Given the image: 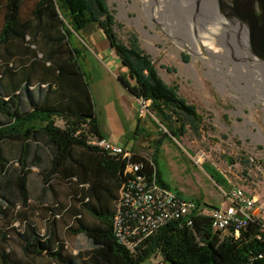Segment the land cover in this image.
Instances as JSON below:
<instances>
[{
	"label": "trees",
	"instance_id": "trees-1",
	"mask_svg": "<svg viewBox=\"0 0 264 264\" xmlns=\"http://www.w3.org/2000/svg\"><path fill=\"white\" fill-rule=\"evenodd\" d=\"M23 3L0 0V215L13 211L16 197L24 206L29 203V174L37 167L46 185L58 181L76 186L69 210L75 224L69 231L84 235L92 245L81 264H141L157 254L161 264H264V228L259 221H250L239 235L234 229L214 232L206 213L192 216L191 226L184 220L166 224L135 253L119 243L114 232L117 203L132 176L125 173L127 159L90 143L103 136L72 32L91 25L103 31L126 68L117 79L136 100L150 102L149 112L164 136L179 141L189 132L201 136L204 116L177 85L160 77L136 34H129L128 42L119 38L108 0H36L32 19L22 17ZM161 146L162 140H156L153 160L133 150L131 161L144 165L139 174L170 188L156 158ZM84 213L95 224H88ZM52 216L59 217L54 212ZM24 221L17 234L25 255L47 256L53 264H80L65 254L54 229L45 236L34 223ZM0 261L20 264L9 253H0Z\"/></svg>",
	"mask_w": 264,
	"mask_h": 264
},
{
	"label": "rangeland",
	"instance_id": "rangeland-1",
	"mask_svg": "<svg viewBox=\"0 0 264 264\" xmlns=\"http://www.w3.org/2000/svg\"><path fill=\"white\" fill-rule=\"evenodd\" d=\"M35 2L24 0L23 18H33ZM167 2L166 7H161L156 0H108L119 38L128 42L129 34L138 36L160 77L169 85H177L180 94L203 114L205 129L201 136L189 132L179 141L164 136L165 130L159 129L148 114L143 120L146 133L139 137L134 150L153 160L155 141L161 139L156 155L159 169L170 189L184 199L202 201L208 208L222 207L223 193L237 186L264 201V96L256 81L257 72L216 37L210 44L198 41L192 0ZM3 17L0 12V27ZM98 29L91 25L72 32L71 43L81 49L80 62L89 77L103 125L114 116L126 130L134 131L137 117L122 97L127 89L117 79L120 71L97 61L105 58L99 50L103 39L95 35ZM123 141L129 143V137ZM132 146L130 143L129 149ZM210 174L221 182L217 184ZM75 187L58 181L46 185L39 171L31 169L29 203L24 206L16 197L13 211L8 216L0 215V253H9L20 264H53L47 256H27L23 252L17 232L23 231L27 219L45 236L54 229L65 254L80 264L84 262L92 245L84 235L69 231L75 224L69 213ZM53 212L59 217L54 219ZM83 218L88 224H95L88 213ZM161 263L162 257L157 254L141 264Z\"/></svg>",
	"mask_w": 264,
	"mask_h": 264
},
{
	"label": "built area",
	"instance_id": "built-area-1",
	"mask_svg": "<svg viewBox=\"0 0 264 264\" xmlns=\"http://www.w3.org/2000/svg\"><path fill=\"white\" fill-rule=\"evenodd\" d=\"M149 104V101L137 99L139 117L150 114ZM90 143L112 156H122L128 160L125 173L132 178L120 190L114 232L119 243L132 253L137 252L166 224L184 220L191 226L192 216L197 214L210 216L214 232L234 229L235 234L239 235L250 221H259L264 228V201L241 187L233 186L228 193H223L225 202L222 207L202 208L197 200L184 199L155 179L148 180L145 174H139L144 165L131 161L133 149L104 137L91 138Z\"/></svg>",
	"mask_w": 264,
	"mask_h": 264
},
{
	"label": "water",
	"instance_id": "water-1",
	"mask_svg": "<svg viewBox=\"0 0 264 264\" xmlns=\"http://www.w3.org/2000/svg\"><path fill=\"white\" fill-rule=\"evenodd\" d=\"M156 1L166 7L167 1L179 0ZM191 5L192 21L199 28L198 41L210 44L216 37L228 44L233 49L230 53L244 58L256 70L264 96V0H192Z\"/></svg>",
	"mask_w": 264,
	"mask_h": 264
},
{
	"label": "crops",
	"instance_id": "crops-1",
	"mask_svg": "<svg viewBox=\"0 0 264 264\" xmlns=\"http://www.w3.org/2000/svg\"><path fill=\"white\" fill-rule=\"evenodd\" d=\"M95 35H98L99 40L102 41V39H103V41L100 42L99 50L105 56V58H97V61L102 62L107 67L116 68L118 70V72L120 71L119 74L126 72V68L123 67L121 61L116 56L113 49L110 47L109 42H107L108 40H107L105 34L103 33V31L98 29L97 31H95ZM125 91H126L125 92L126 94H122V97L126 101L127 105L130 107V109L132 110L133 116L137 117V126H136L134 131L126 130L122 123H120L118 121L116 122L114 120V116H112L113 118L110 117V120H108V123H105L103 125V123L101 122V120L99 118L98 112H97V114H98V119H99L100 132L104 138L112 141L115 144L122 145V146H125L127 148H129V144L132 143L133 144L132 148L134 150L136 147L137 141H139V139H140L139 137L142 134L146 133V129H145L144 124H143L144 117H146V116H144L143 118L139 117L138 112H137V108H138L137 107V100L127 90H125ZM109 121H110V123H109ZM60 124H61V122H60ZM125 137H129V141H130L129 143L128 142L124 143L123 140ZM35 168L39 171V169L37 167H33L32 169H35ZM201 204H202V208H208L202 202H201Z\"/></svg>",
	"mask_w": 264,
	"mask_h": 264
}]
</instances>
